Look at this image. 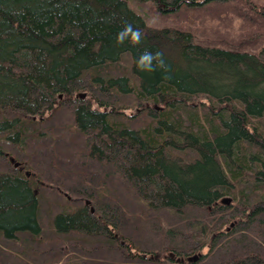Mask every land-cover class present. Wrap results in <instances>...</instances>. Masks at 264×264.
<instances>
[{"label":"trees","instance_id":"16d2710c","mask_svg":"<svg viewBox=\"0 0 264 264\" xmlns=\"http://www.w3.org/2000/svg\"><path fill=\"white\" fill-rule=\"evenodd\" d=\"M129 1L0 0V264H264V56Z\"/></svg>","mask_w":264,"mask_h":264},{"label":"rangeland","instance_id":"374dc122","mask_svg":"<svg viewBox=\"0 0 264 264\" xmlns=\"http://www.w3.org/2000/svg\"><path fill=\"white\" fill-rule=\"evenodd\" d=\"M129 5L140 13L150 26L190 30L195 35L196 42L203 45H219L224 48L225 46L221 45L229 42L233 47H237L239 43L245 44L247 49L250 48L249 50L264 56V40L258 39L259 34L256 30H253L240 16V13H247L250 17L259 18L257 10H264V0H247V3H244V0H235L198 6L184 5L172 12H162L153 1L140 3L130 0ZM45 220L48 221V217ZM142 230L149 235L150 230L146 225H142ZM249 238L260 242L259 238L252 234Z\"/></svg>","mask_w":264,"mask_h":264},{"label":"clouds","instance_id":"9594fccd","mask_svg":"<svg viewBox=\"0 0 264 264\" xmlns=\"http://www.w3.org/2000/svg\"><path fill=\"white\" fill-rule=\"evenodd\" d=\"M144 32L139 28H134L132 24H125L124 28L117 34L116 43L123 44L126 39L130 40L133 45L141 43ZM162 52H143L136 62V67L140 71L151 72L155 70V67H162L164 64ZM156 62L154 66L153 62Z\"/></svg>","mask_w":264,"mask_h":264},{"label":"water","instance_id":"95a60500","mask_svg":"<svg viewBox=\"0 0 264 264\" xmlns=\"http://www.w3.org/2000/svg\"><path fill=\"white\" fill-rule=\"evenodd\" d=\"M83 97H85V94H83ZM12 161L14 162V159L12 158ZM87 203H89V201H87Z\"/></svg>","mask_w":264,"mask_h":264}]
</instances>
